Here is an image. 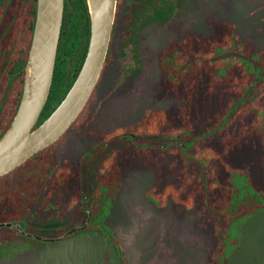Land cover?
Here are the masks:
<instances>
[{
    "label": "trees",
    "instance_id": "trees-1",
    "mask_svg": "<svg viewBox=\"0 0 264 264\" xmlns=\"http://www.w3.org/2000/svg\"><path fill=\"white\" fill-rule=\"evenodd\" d=\"M63 2L51 88L60 77L61 63L57 66V60L68 57L74 72L64 87L66 91L84 60L89 18L85 0ZM159 64L161 93L176 96L183 106L147 112L131 125L134 133L191 135L196 128L219 123L231 102L247 94L223 128L196 140L191 148H170L174 160L160 164L163 177L146 192V197L160 207L170 200L174 207L210 212L215 218L214 230L219 233L211 262L221 264L239 244L246 220L264 212V88L252 97L253 90L264 84V76L253 82L264 73V49L236 40L235 25L218 19L211 22L209 34H188L169 42L159 55ZM134 156L122 150L103 156L90 202L91 218L99 223L94 230L105 235L121 258L120 245L104 219L118 190V172L122 166L135 165ZM166 173L173 175L169 178ZM8 241L10 237L0 239V253L23 250L7 247Z\"/></svg>",
    "mask_w": 264,
    "mask_h": 264
},
{
    "label": "rangeland",
    "instance_id": "rangeland-1",
    "mask_svg": "<svg viewBox=\"0 0 264 264\" xmlns=\"http://www.w3.org/2000/svg\"><path fill=\"white\" fill-rule=\"evenodd\" d=\"M149 3V29L140 34L139 45L148 66L146 82L136 85L138 81L131 75L114 80L112 70L104 72L90 96L98 107L92 127L110 130L134 123L146 111L182 107L181 99L162 94L158 87L162 75L159 55L171 41L188 34H209L214 20L232 22L236 40L257 50L264 49V0H150ZM117 63L119 55L113 53L108 64L115 69ZM263 88L264 84L259 85L252 94ZM80 119L81 115L69 129L70 137ZM214 125L206 126L208 129ZM199 128L191 135L181 133L180 140L190 141L206 130ZM119 147L121 150L122 146ZM127 152L135 153L136 164L119 170L118 190L104 219L120 245L122 258L117 257L105 235L89 229L61 240L37 242L30 250L1 253L0 264H218L211 262L219 233L214 230L215 218L210 212L182 205L174 207L170 200L160 207L146 197L147 190L163 177L160 164L174 160L170 148L132 147ZM96 164L97 161L91 169ZM166 175L169 177L171 173ZM66 214L65 217L70 216L66 223L75 222L71 213ZM240 230L239 244L221 264H264V212H256Z\"/></svg>",
    "mask_w": 264,
    "mask_h": 264
},
{
    "label": "flooded vegetation",
    "instance_id": "flooded-vegetation-1",
    "mask_svg": "<svg viewBox=\"0 0 264 264\" xmlns=\"http://www.w3.org/2000/svg\"><path fill=\"white\" fill-rule=\"evenodd\" d=\"M149 1L117 0L100 76L112 70L114 80L131 75L135 82L138 81L136 85L146 82L144 78L148 73V66L145 53L139 45L140 34L149 29ZM86 11L89 18V41L88 8ZM83 12L85 16L84 9ZM36 16L37 0H0V139L7 132L20 106ZM113 53L119 55V63L115 69L108 64ZM58 63L59 66L61 63V68L57 85L53 89L50 86L47 99L30 131L51 114L69 89L64 91L74 72L72 62L70 58L63 57L60 62L57 60V66ZM91 101L89 97L76 117L75 120L81 115L80 121L72 128V137L68 131L75 120L55 141L38 149L19 165L0 175V222L23 219L28 224L25 227L26 232L44 237H56L76 224L86 223L87 220V226L83 230L69 236L94 229L99 223L91 218L90 202L96 189V173L104 155L119 150V146H122V151H128L133 146L172 148L181 145L178 143L181 138L178 134L181 133H134L130 129L133 123L110 130H103L100 126L92 127V117L98 107ZM147 112L149 111L143 115ZM147 138L150 140L147 141ZM156 138L161 141H151ZM96 161L95 169H91ZM66 211L71 213L75 222L66 223L70 219V216L65 217ZM5 237H10L7 247L14 250L23 248L22 251L35 248L37 242H47L10 227L0 226V239Z\"/></svg>",
    "mask_w": 264,
    "mask_h": 264
},
{
    "label": "water",
    "instance_id": "water-1",
    "mask_svg": "<svg viewBox=\"0 0 264 264\" xmlns=\"http://www.w3.org/2000/svg\"><path fill=\"white\" fill-rule=\"evenodd\" d=\"M86 2L90 17V37L82 65L61 102L39 126L30 131L50 90L64 6L63 0H37V16L25 66L20 106L7 132L0 139V175L19 165L38 149L55 141L82 111L99 79L109 45L117 0ZM262 76L264 73L253 82ZM260 91L252 94V97ZM246 96L247 94L231 102L219 123L206 129L195 139L179 140L178 143L188 149L196 139L223 128ZM182 136L183 134H178V137ZM87 222L76 224L56 237L26 232L25 227L28 224L23 219L0 222V226L10 227L35 239L57 241L83 230Z\"/></svg>",
    "mask_w": 264,
    "mask_h": 264
}]
</instances>
